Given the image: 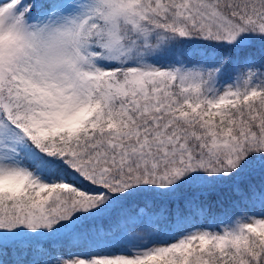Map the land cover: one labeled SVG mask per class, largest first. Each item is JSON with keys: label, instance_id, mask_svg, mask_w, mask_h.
Listing matches in <instances>:
<instances>
[{"label": "snow or ice", "instance_id": "1", "mask_svg": "<svg viewBox=\"0 0 264 264\" xmlns=\"http://www.w3.org/2000/svg\"><path fill=\"white\" fill-rule=\"evenodd\" d=\"M0 264H264V0H0Z\"/></svg>", "mask_w": 264, "mask_h": 264}]
</instances>
